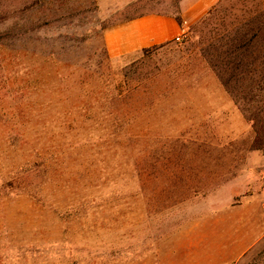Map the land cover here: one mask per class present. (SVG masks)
Returning a JSON list of instances; mask_svg holds the SVG:
<instances>
[{"label": "rangeland", "instance_id": "374dc122", "mask_svg": "<svg viewBox=\"0 0 264 264\" xmlns=\"http://www.w3.org/2000/svg\"><path fill=\"white\" fill-rule=\"evenodd\" d=\"M178 2L109 14L96 0H0V264L147 263L201 234L235 197L226 184L248 196L254 175L264 191V114L249 122L208 64L220 17L107 55L110 26L177 16ZM238 264H264V244Z\"/></svg>", "mask_w": 264, "mask_h": 264}, {"label": "crops", "instance_id": "0c3cea01", "mask_svg": "<svg viewBox=\"0 0 264 264\" xmlns=\"http://www.w3.org/2000/svg\"><path fill=\"white\" fill-rule=\"evenodd\" d=\"M220 0H179L178 16L167 14H146L124 18L110 26L103 33L107 55L111 59L126 58L149 48L175 41L185 34L187 29L199 22ZM99 9L109 14L129 12L141 0H96ZM230 112L242 126L243 117L235 111L230 101ZM248 176V175H247ZM256 183L251 195L243 196V189L234 183L223 186L229 196V202L218 211L204 216L202 233L187 234V237L174 238L163 245L162 255L143 264H238L247 254L264 244V191L260 177L249 175ZM254 178H258L255 180ZM244 180V181H245ZM207 220H212L210 223ZM151 246L149 245V250ZM193 254L184 258L183 252ZM184 258V259H181Z\"/></svg>", "mask_w": 264, "mask_h": 264}, {"label": "trees", "instance_id": "16d2710c", "mask_svg": "<svg viewBox=\"0 0 264 264\" xmlns=\"http://www.w3.org/2000/svg\"><path fill=\"white\" fill-rule=\"evenodd\" d=\"M219 17L222 43L219 51L207 52L208 64L234 103L245 105L241 111L247 120L255 122L264 114V106H253L264 93V0H220L195 28L202 30Z\"/></svg>", "mask_w": 264, "mask_h": 264}, {"label": "built area", "instance_id": "2783aa9c", "mask_svg": "<svg viewBox=\"0 0 264 264\" xmlns=\"http://www.w3.org/2000/svg\"><path fill=\"white\" fill-rule=\"evenodd\" d=\"M176 41H179V38H177ZM262 214H263V217H264V206L262 207Z\"/></svg>", "mask_w": 264, "mask_h": 264}]
</instances>
